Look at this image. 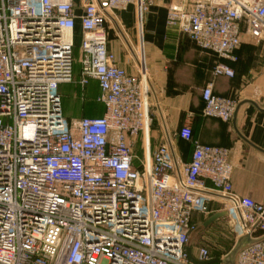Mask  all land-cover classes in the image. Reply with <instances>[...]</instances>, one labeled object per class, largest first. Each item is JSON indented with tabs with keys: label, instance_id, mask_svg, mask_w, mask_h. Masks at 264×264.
I'll use <instances>...</instances> for the list:
<instances>
[{
	"label": "built area",
	"instance_id": "1",
	"mask_svg": "<svg viewBox=\"0 0 264 264\" xmlns=\"http://www.w3.org/2000/svg\"><path fill=\"white\" fill-rule=\"evenodd\" d=\"M154 2L0 0V264H192V215L213 200L251 240L235 264H264V204L233 192L228 148L194 140L185 123L176 135L192 143L188 162L168 142L150 151L147 78L116 64L105 23L130 5L141 19ZM165 22L220 60L213 76L232 77L222 60H236L244 34L261 37L264 0H171ZM76 60L78 84L97 82L99 117L63 115L58 86L74 82ZM201 99L204 117L236 111L211 84Z\"/></svg>",
	"mask_w": 264,
	"mask_h": 264
},
{
	"label": "crops",
	"instance_id": "2",
	"mask_svg": "<svg viewBox=\"0 0 264 264\" xmlns=\"http://www.w3.org/2000/svg\"><path fill=\"white\" fill-rule=\"evenodd\" d=\"M170 2L155 0L144 19L139 20L135 6L130 5L125 10L114 11V21L105 23L108 49L116 64L127 73L142 72L147 78V100L152 118L150 151L168 142L173 154L188 162L192 143L176 134L189 123L194 140L229 149L233 192L264 204V31L259 38L244 34L235 52L236 60H222L232 69V77L213 76V66L220 60L166 25V9ZM74 54L77 59L78 44ZM79 73L80 65L76 60L74 82L58 86L63 115L68 120L99 117L104 107L97 100L100 92L97 82L89 80L81 87ZM207 84L212 85L215 95L237 101L230 121L202 116L201 90ZM139 137L133 152L140 158L142 139ZM218 203L213 200L208 204V214L192 215L195 230L190 237L199 227L204 231L202 238L210 234L218 217L215 212ZM187 248L196 259L198 248L189 244ZM215 258L219 261L210 264H235L236 256L234 261L228 262L210 255V259Z\"/></svg>",
	"mask_w": 264,
	"mask_h": 264
},
{
	"label": "rangeland",
	"instance_id": "3",
	"mask_svg": "<svg viewBox=\"0 0 264 264\" xmlns=\"http://www.w3.org/2000/svg\"><path fill=\"white\" fill-rule=\"evenodd\" d=\"M136 19L139 20L138 17ZM75 43H79V38L77 36ZM141 137H139V140L142 139ZM139 151L140 149L137 147V152ZM218 204V208L215 211L217 212L216 214H218V217L210 234L204 235L203 239V230L202 227H199L190 237L188 244L197 248L206 247L209 250L210 255L217 256L231 262L234 261L236 256L235 254L230 257L231 251L236 246L237 240L239 239L237 237V229L227 207L220 202Z\"/></svg>",
	"mask_w": 264,
	"mask_h": 264
},
{
	"label": "water",
	"instance_id": "4",
	"mask_svg": "<svg viewBox=\"0 0 264 264\" xmlns=\"http://www.w3.org/2000/svg\"><path fill=\"white\" fill-rule=\"evenodd\" d=\"M251 240L249 237H244V238H240L237 240V244L236 246L233 248V250L231 251V254H230V257L235 255L237 253V251L239 250V248L246 244V243H249ZM185 252H186V256H187V260L192 263V264H210V263H213V262H218L219 259L218 258H215V259H209V260H206V261H199L197 259H195L191 253H190V249L189 248H186L185 249Z\"/></svg>",
	"mask_w": 264,
	"mask_h": 264
}]
</instances>
